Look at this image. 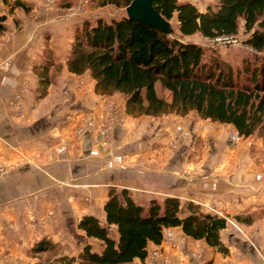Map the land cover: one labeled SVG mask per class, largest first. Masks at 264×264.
Here are the masks:
<instances>
[{
	"label": "crops",
	"instance_id": "crops-1",
	"mask_svg": "<svg viewBox=\"0 0 264 264\" xmlns=\"http://www.w3.org/2000/svg\"><path fill=\"white\" fill-rule=\"evenodd\" d=\"M16 1L26 4L30 12L26 15L20 8L10 12ZM60 1L44 5L43 0H7L6 4L0 0V15L6 16L5 32L0 34V166L5 168L0 175V264H32L27 252L36 242L44 237L64 241L67 233L75 240L84 238L99 252L101 243L74 227L84 216L105 222L108 186L132 191L139 202L174 197L227 215L263 205L264 166L251 170L242 146L234 150L226 140L223 145L220 134L205 136L209 155H203L202 170L190 177L184 171L189 146L175 151L168 147L177 131L169 118L153 120L155 125L145 119L127 122L114 131L107 152L97 141L93 143L90 133L76 134L85 119L106 120L101 119L106 105L100 96L93 91L88 98L81 97L80 90L68 84L76 75L64 67L61 86L49 91V97L36 99L32 64L47 46L65 65L74 27L85 19L76 9L58 7ZM178 1L191 3L200 12L212 2ZM19 91L23 97L14 101ZM47 215L48 227L42 231L40 218ZM180 232L175 231L169 254L184 260L182 264H202L206 255L196 247L206 249L204 243L183 239ZM246 233L238 246L237 235L220 233L230 256L212 254L213 264H264V225L250 227Z\"/></svg>",
	"mask_w": 264,
	"mask_h": 264
},
{
	"label": "trees",
	"instance_id": "trees-1",
	"mask_svg": "<svg viewBox=\"0 0 264 264\" xmlns=\"http://www.w3.org/2000/svg\"><path fill=\"white\" fill-rule=\"evenodd\" d=\"M1 1L6 4L7 0ZM131 1L103 0L100 6L126 8ZM76 2L62 0L57 6L67 9ZM152 6L166 21L176 22L177 36L171 37L127 16L110 21L97 19L94 23L84 20L73 30L65 65L55 59L47 46L32 64L37 80L36 99L47 94L53 85L52 70L59 66L55 79L60 78L59 73L64 67L76 76L88 74L94 81L96 95H121L126 113L132 117L186 116L195 112L203 120L233 126L244 139L262 131L264 0H212L204 12L191 3L178 0H153ZM16 8L24 12L30 10L26 4L16 1L10 12ZM5 21L6 16L0 15V34L5 30ZM240 28L247 36L243 45L254 53L238 66L224 61L213 50L183 41L193 36L206 40L236 36ZM157 85L169 99L158 95ZM103 212V224L94 216H84L77 225L87 239L101 243L99 252L87 244L77 257H50L48 264L144 261L149 246H159L164 231L172 228H180L192 240H203L218 254H228L220 240L226 220L202 213L198 205L190 202L183 204L178 198L166 197L141 204L136 202L131 191L109 188ZM113 232L116 238L112 236ZM54 250L57 245L44 237L28 250L27 257L33 260L32 264H41V256L52 254Z\"/></svg>",
	"mask_w": 264,
	"mask_h": 264
},
{
	"label": "rangeland",
	"instance_id": "rangeland-1",
	"mask_svg": "<svg viewBox=\"0 0 264 264\" xmlns=\"http://www.w3.org/2000/svg\"><path fill=\"white\" fill-rule=\"evenodd\" d=\"M103 0H94L93 2H90V0H77V4L74 6H71L69 8L71 9H76L78 13L85 15V19L81 20V23L84 22V20H87V22L94 23L97 19H102L104 21H110L112 19H119L123 16H126L125 8H117L114 5H107V6H100ZM54 0H43L44 5H49L50 3H53ZM118 2L122 3L123 0H118ZM84 10H88V13ZM30 12H25L26 15ZM13 22V21H12ZM80 23V22H79ZM80 23V24H81ZM170 24L172 26V34L171 37L177 36V32L175 30L176 28V22L174 20L170 21ZM78 26V25H77ZM75 28V27H74ZM5 32V30H4ZM3 32V33H4ZM4 36V35H3ZM193 37H187L184 38V42H190V43H196L204 47L205 49H210L215 51V53L224 61L231 63L232 65L238 66L241 64L242 60L244 58H249L252 56L254 52L251 51L248 47L243 45V41L247 38V36L244 34L243 29L240 28L239 34L236 36H232V42L231 44L224 46L220 43H214L213 40H206L203 38H194ZM199 37V36H198ZM7 38V37H6ZM5 38V39H6ZM62 64V63H61ZM63 65V64H62ZM59 67V66H57ZM55 67L53 71V77L52 79V87L50 86L49 89L47 90V94H45L42 98V100L46 97H49L50 95L48 94L49 91L56 89L57 87L61 86V78L63 74V69L59 73L58 79H55L56 72L59 71V69ZM57 68V69H56ZM56 69V70H55ZM70 86H72L76 91L80 90L79 96H83V94L87 97L92 94L94 91V81L90 78V76L87 75H81V76H76L73 78V80L69 81ZM26 85L28 86V83L26 82ZM157 92L160 97H166L169 99L168 94L163 91H161V88L159 85H157ZM95 94V93H94ZM96 95V94H95ZM59 97H62V94H58ZM23 97L22 91H19L14 94V101H19ZM99 97V95H97ZM88 98V97H87ZM101 98V103H104L106 105L105 110H103V114L101 116V119L104 117L107 118V122L103 125L100 131L104 130V135L101 136L98 133V128L102 124H97L95 121V129L93 132H91V135L94 136V142L95 143L97 140H102L101 145H106V147H103L107 152H109V146L112 145V136L114 131L117 128H124L127 122L131 120H146L149 123L154 122L153 120L156 119H164V118H169L168 122H171L173 126V129H177L176 132L172 133L170 137V143H168V147L172 148V150H177L179 147L182 145H185L186 147L189 146L190 151L187 155V163L184 166V171L190 176H196L201 170L202 166L200 165V161H202L203 155H206V157L209 155L210 151V146L208 145V142L206 141V135L207 134H220L223 139V145L226 144L232 145L230 146L232 149L236 150L239 146H242L244 149V157L245 159L249 162V167L254 170H257L258 167L261 165L264 166V129L262 131H259L255 135L249 137V138H242L239 137V140L237 141H232L231 138L234 136V134H237V132L234 130L233 126L231 125H223L219 123H214L209 120H203L197 116L195 112H191L190 114L186 116H178V115H167V116H162L158 118H153V117H145V116H140V117H132L126 113L125 109V100L121 95H112V96H100ZM71 99V98H69ZM41 100V99H40ZM76 102V100H75ZM19 108L17 107L16 110ZM90 119V118H88ZM87 119V120H88ZM86 120V119H85ZM193 123L194 128L189 127V125ZM155 125L154 123H152ZM191 128V129H190ZM111 129V130H110ZM114 129V131L111 133V131ZM195 130V131H194ZM191 133L194 135L191 136ZM238 135V134H237ZM103 142V143H102ZM63 149H61L62 151ZM3 166H0L2 168ZM5 169V168H3ZM259 173H262L260 169H258ZM256 173V172H255ZM262 182V181H261ZM61 185V184H60ZM110 189H115V190H121L124 188L117 187V186H108L106 188V195L105 197L107 198L108 190ZM128 190V189H127ZM130 191V190H129ZM132 192V191H131ZM134 194V193H133ZM166 198V197H165ZM164 198H159V200H162ZM180 200V199H179ZM148 200L141 201V204H144ZM137 202V200H136ZM139 202V201H138ZM181 203L186 204L188 202L180 200ZM194 205H198L201 209L202 213L205 214H211V215H217L218 217L224 218L227 222L226 228L221 231V233L225 232L226 237L235 234L237 235V239L240 241L237 243L238 245H241V243L246 239L247 231H249L250 227H253L258 224H263L264 225V204L256 207L254 209H248L244 212L238 211L234 215H227L225 212H218L214 210H208L204 209L201 205L190 202ZM31 212H34L31 210ZM183 213L185 214V211L183 210ZM33 213L32 216L28 219L32 224H33ZM50 218V216H44L41 219V230L43 231L46 229L47 226V220ZM238 219L240 222H238ZM244 221L245 223H242ZM78 222L75 224V229L77 230L76 232L78 233H84L77 227ZM113 231V230H112ZM175 231H181V229H167L164 231V239L162 243L159 246H153L150 245L148 248V255L145 258L144 261L140 260H135L130 264H169L174 261L175 264H182L184 263V260H181L177 258H173L170 252V248L172 247L171 245V240L172 237L175 235ZM182 233V231L180 232ZM112 236L114 238L117 237L116 233L113 232ZM64 237V241H53L57 245V250H54L55 252L51 253H46L43 254L40 258L41 264H48L47 260L52 257H56L57 259H60L62 257L66 258H71V257H77L78 254L82 251L85 245H87L85 242L86 240L81 237V239H74L72 236L67 233ZM181 238L189 240V241H195L190 238H187L183 233L181 234ZM97 241V240H94ZM204 243V246L206 247L203 248V246H198L196 249H198V252L200 254L205 253V258H203L205 261L202 262V264H205L208 261L213 262V255L216 254V252L213 249H210L206 243L203 240H199ZM99 242V241H97ZM224 245V244H223ZM225 246V245H224ZM96 248V245L93 244V248ZM226 247V246H225ZM227 248V247H226ZM200 249H203L202 251ZM78 251V252H77ZM71 252H77L74 255H70L68 253ZM213 254V255H212ZM221 255V254H220ZM223 257H229V251L227 255H221ZM54 258V259H56ZM33 261V260H32ZM58 264V263H56ZM63 264V263H61ZM75 264H79L78 262Z\"/></svg>",
	"mask_w": 264,
	"mask_h": 264
},
{
	"label": "water",
	"instance_id": "water-1",
	"mask_svg": "<svg viewBox=\"0 0 264 264\" xmlns=\"http://www.w3.org/2000/svg\"><path fill=\"white\" fill-rule=\"evenodd\" d=\"M152 2L153 0H132L125 8L127 18L158 28L171 36V24L155 11Z\"/></svg>",
	"mask_w": 264,
	"mask_h": 264
},
{
	"label": "built area",
	"instance_id": "built-area-1",
	"mask_svg": "<svg viewBox=\"0 0 264 264\" xmlns=\"http://www.w3.org/2000/svg\"><path fill=\"white\" fill-rule=\"evenodd\" d=\"M232 39H233V37H232V36H229V37H220V38L214 39L213 41H214V43H220V44H222V45H224V46H227V45L231 44ZM3 66L6 67V66H7V63H4ZM94 121L96 122V120L93 119V118H90V119H88V120H85V122H84V124H83V127H82V128L79 127V128L76 129V134H77L78 136H81L82 134L87 135V133H90V134H91V132H93V130L95 129V122H94ZM105 122H107V118H106L105 121H102V122H101V121L96 122L97 124H102V125L98 128V133H99V135H101V136H105V135H104V130L100 131L101 128L103 127V125L105 124ZM110 130H111V129H110ZM113 131H114V129L111 131V133H112ZM231 140H232V141H237V140H239V136H238L237 134H234V136L231 138ZM101 141H102V140H97V142L100 143V144H101ZM102 143H103V142H102ZM106 145H107V143H106L105 145H101V146L106 147ZM107 146H108V145H107ZM61 149H62V148H59L58 151H61ZM3 172H4V169H3V167H2V168H0V175H1Z\"/></svg>",
	"mask_w": 264,
	"mask_h": 264
}]
</instances>
